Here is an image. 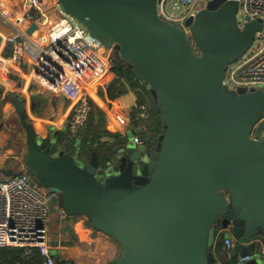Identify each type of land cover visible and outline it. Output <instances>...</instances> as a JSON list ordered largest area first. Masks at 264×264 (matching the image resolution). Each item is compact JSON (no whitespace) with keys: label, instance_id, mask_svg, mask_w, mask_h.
Instances as JSON below:
<instances>
[{"label":"water","instance_id":"water-1","mask_svg":"<svg viewBox=\"0 0 264 264\" xmlns=\"http://www.w3.org/2000/svg\"><path fill=\"white\" fill-rule=\"evenodd\" d=\"M59 1L150 89L164 128L156 145L127 138L105 159L94 146L84 159L78 143L43 139L23 120L29 173L67 215L86 216L120 244L113 264H228L247 255L246 264H264V90L224 84L262 19L239 14L240 0H210L186 20L187 34L159 15L161 0ZM222 235L235 240L231 259L212 251Z\"/></svg>","mask_w":264,"mask_h":264},{"label":"built area","instance_id":"built-area-1","mask_svg":"<svg viewBox=\"0 0 264 264\" xmlns=\"http://www.w3.org/2000/svg\"><path fill=\"white\" fill-rule=\"evenodd\" d=\"M39 1L24 0L22 12H1L4 22L17 31L8 38L14 47L12 61L21 64L25 55L36 59L35 73L43 76L53 91L68 99L66 125L74 135L85 126L92 111V88L108 85L111 81L108 75L113 73L115 51L92 39L87 29L64 10L59 0L56 1L60 16L58 21H42L43 25L49 26L45 35L38 41L30 37L19 39V27L23 23L37 22ZM208 1L161 0L158 13L189 34L186 20L204 8ZM240 3L239 14L262 19L263 28L257 33L256 46L229 66L224 84L233 90L242 87L264 90V0H240ZM246 22L245 19L239 22L240 27ZM32 45L40 46L37 48L39 53H33ZM139 108L141 117L148 113L143 105ZM261 121H264V116ZM134 139L138 141L137 137ZM55 210L60 212L61 217L67 216L59 207L58 194L40 184L27 168L13 176L3 177L0 174V247L20 248L24 257L34 259L40 256L42 264H57L49 234V219ZM234 245L233 236H226L223 250L228 259H231ZM249 260L247 255L239 257L237 262L246 264ZM15 264L28 263L17 261Z\"/></svg>","mask_w":264,"mask_h":264},{"label":"crops","instance_id":"crops-1","mask_svg":"<svg viewBox=\"0 0 264 264\" xmlns=\"http://www.w3.org/2000/svg\"><path fill=\"white\" fill-rule=\"evenodd\" d=\"M56 1L40 0V13L35 22L37 29L28 33L32 23L26 21L19 27L21 35L18 38L30 37L38 41L39 37L45 35L49 26L43 25L42 21L56 22L60 17L56 9ZM23 4L24 0H0V92L2 93L0 96V126L2 127L0 130V171L4 169L15 173L26 168L27 151L19 148L20 142L26 144L27 140L23 120L31 122L37 134L43 139L57 134L61 143L69 141L72 147H75L80 139L78 133V135H72L67 129L68 99L53 91L44 77L35 73L36 59L31 55H25L21 64L12 61L14 47L8 38L17 31L4 22L1 12L3 10L10 13L22 12ZM39 47L33 46V53H39L37 49ZM108 78L111 79L110 83L114 80V71L108 75ZM108 85L94 87L91 91L93 105L98 106L106 114V127H104L106 129L102 128L101 135L103 136L100 138L102 147L98 148L97 143L94 144L102 159L112 155V150L125 144L127 138L142 144L149 141L150 135L149 131L146 132L150 120L146 119L143 122L144 129L140 128L138 132L131 121L127 108L128 106L133 107L136 103L134 92L126 94L119 108L111 110L108 101L99 93V89L106 88ZM10 95H13V98ZM18 103L22 105V110L17 106ZM16 119L18 124L22 125V130L3 131L7 127L8 129L16 128V123L9 125V121H16ZM118 134L119 136H116ZM135 137L138 141L134 139ZM83 157L89 159L85 154ZM49 234L57 264H113L120 256V244L109 235L95 229L90 220L83 215H67L63 218L59 211L51 212ZM225 237L221 238L222 246ZM212 251L217 257H220L222 253L225 255L223 247L218 250L215 245Z\"/></svg>","mask_w":264,"mask_h":264},{"label":"trees","instance_id":"trees-1","mask_svg":"<svg viewBox=\"0 0 264 264\" xmlns=\"http://www.w3.org/2000/svg\"><path fill=\"white\" fill-rule=\"evenodd\" d=\"M113 71L115 73L114 80L109 83L106 88L99 89V93L108 101L110 109L114 110L116 107L119 108L120 102L124 100L123 98L126 94L134 92L136 95V103L133 107L128 106L127 108L131 121L136 126V132H138L140 128L144 129L143 122L146 119H148V121L150 120V125L146 132H150L149 142H151L152 145H156L159 136L163 133L164 121L161 117V112L157 109L156 102L150 89L136 79L132 74L131 69L126 67L122 61H114ZM139 105H143L148 110V113L143 117L140 116L141 110ZM105 119L106 114L99 107L93 105L85 126L78 133L79 138H82L83 140L86 139V144L81 149V153L87 155V158H89L88 156H90L92 151L90 146H94V144L97 143L98 148L102 147L100 138L103 136L101 135L102 128L106 127ZM105 129L106 128H104V130ZM83 131L84 133L86 131L85 135ZM116 136H119V134ZM223 237L224 235L219 238V242L216 245L218 250H221L223 247L221 239ZM17 261H24L28 264H42L43 260L40 256H37L34 259L24 257L23 250L20 248L0 247V264H15ZM237 263L236 259L228 262V264Z\"/></svg>","mask_w":264,"mask_h":264},{"label":"rangeland","instance_id":"rangeland-1","mask_svg":"<svg viewBox=\"0 0 264 264\" xmlns=\"http://www.w3.org/2000/svg\"><path fill=\"white\" fill-rule=\"evenodd\" d=\"M256 44H257V40H255V42H254V44L252 45V47L251 48H254L255 46H256ZM242 88H246V87H242ZM98 107V106H97ZM17 124V127L16 128H11V129H8L9 127H7V128H5L3 131H5V132H7L8 130H11V132L13 131V132H16V130H22V125L21 124H18V120L16 119V121H9V125L10 124ZM13 136H14V133H13ZM83 139L82 138H80L79 139V142H77L79 145H80V148H83L84 146H85V144H86V139H84L83 141H82ZM85 142V143H84ZM28 146H27V144H22L21 142H20V144H19V148H22V149H24L25 151H27V148ZM0 174L3 176V177H5L6 175H3L1 172H0ZM51 240V239H50ZM121 251H122V249L119 247V253L121 254Z\"/></svg>","mask_w":264,"mask_h":264},{"label":"bare ground","instance_id":"bare-ground-1","mask_svg":"<svg viewBox=\"0 0 264 264\" xmlns=\"http://www.w3.org/2000/svg\"><path fill=\"white\" fill-rule=\"evenodd\" d=\"M69 252V251H68ZM68 256V255H67ZM84 259V258H83Z\"/></svg>","mask_w":264,"mask_h":264}]
</instances>
